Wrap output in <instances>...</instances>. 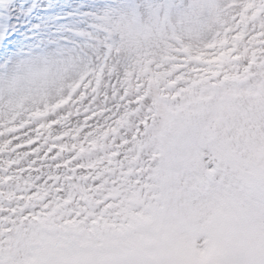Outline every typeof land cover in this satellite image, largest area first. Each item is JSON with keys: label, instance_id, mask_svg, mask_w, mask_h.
Listing matches in <instances>:
<instances>
[{"label": "snow or ice", "instance_id": "1", "mask_svg": "<svg viewBox=\"0 0 264 264\" xmlns=\"http://www.w3.org/2000/svg\"><path fill=\"white\" fill-rule=\"evenodd\" d=\"M149 7L155 47L0 70V264H264V0Z\"/></svg>", "mask_w": 264, "mask_h": 264}, {"label": "rangeland", "instance_id": "2", "mask_svg": "<svg viewBox=\"0 0 264 264\" xmlns=\"http://www.w3.org/2000/svg\"><path fill=\"white\" fill-rule=\"evenodd\" d=\"M163 0H0V70L21 82L33 73L28 56L60 46L73 49L66 66L72 70L110 49L130 57L139 47L118 43L125 34L158 38L157 45L177 26L175 12L150 4ZM101 3L104 5L100 7ZM107 45V49L105 48Z\"/></svg>", "mask_w": 264, "mask_h": 264}, {"label": "clouds", "instance_id": "3", "mask_svg": "<svg viewBox=\"0 0 264 264\" xmlns=\"http://www.w3.org/2000/svg\"><path fill=\"white\" fill-rule=\"evenodd\" d=\"M158 38L146 39L142 34H125L118 43L126 48H148L157 46ZM77 53L73 49L56 47L55 49H44L35 55L28 56L33 70L41 67H47L52 73L60 72L71 57Z\"/></svg>", "mask_w": 264, "mask_h": 264}]
</instances>
